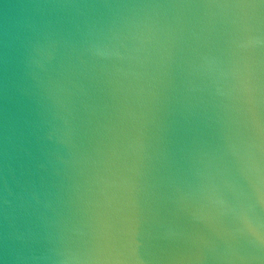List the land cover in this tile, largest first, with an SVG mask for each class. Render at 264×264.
Instances as JSON below:
<instances>
[{"label": "water", "instance_id": "1", "mask_svg": "<svg viewBox=\"0 0 264 264\" xmlns=\"http://www.w3.org/2000/svg\"><path fill=\"white\" fill-rule=\"evenodd\" d=\"M0 264H264V0H0Z\"/></svg>", "mask_w": 264, "mask_h": 264}]
</instances>
